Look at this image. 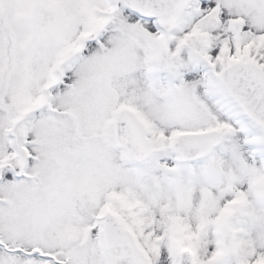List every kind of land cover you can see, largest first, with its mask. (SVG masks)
<instances>
[{"label":"snow or ice","instance_id":"obj_1","mask_svg":"<svg viewBox=\"0 0 264 264\" xmlns=\"http://www.w3.org/2000/svg\"><path fill=\"white\" fill-rule=\"evenodd\" d=\"M0 264H264V0H0Z\"/></svg>","mask_w":264,"mask_h":264}]
</instances>
